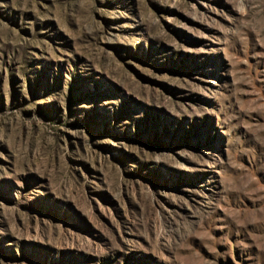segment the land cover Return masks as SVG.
Segmentation results:
<instances>
[{"label": "rangeland", "instance_id": "rangeland-1", "mask_svg": "<svg viewBox=\"0 0 264 264\" xmlns=\"http://www.w3.org/2000/svg\"><path fill=\"white\" fill-rule=\"evenodd\" d=\"M0 264H264V0H0Z\"/></svg>", "mask_w": 264, "mask_h": 264}]
</instances>
